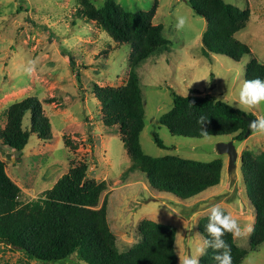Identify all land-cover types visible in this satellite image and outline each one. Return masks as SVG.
Masks as SVG:
<instances>
[{
    "label": "rangeland",
    "instance_id": "rangeland-1",
    "mask_svg": "<svg viewBox=\"0 0 264 264\" xmlns=\"http://www.w3.org/2000/svg\"><path fill=\"white\" fill-rule=\"evenodd\" d=\"M105 1H113L128 13L154 10L152 24L162 27L168 47L159 48L138 69L144 109L139 138L142 153L151 158L178 157L204 163L220 159L219 185L181 200L153 190L143 174H124L129 158L118 129L104 126L92 86H122L134 51L127 44L114 42L94 22L79 17L78 0H0V129L5 126L10 104L37 97L53 137L43 142L31 134L19 153L0 143V159L20 189L22 204L42 198L71 165L86 163L87 178L107 186L98 207L105 201L117 251L126 253L140 244L138 230L145 221L171 225L176 230L174 249L179 264L178 255H191L202 243L198 223L213 205L219 204L237 217L242 227H253L255 211L246 195L240 157L245 150L263 152L264 135L253 132L240 143L230 137L184 138L161 127L159 119L171 110L173 93L186 97L194 92L209 94L251 118L264 116V103L253 109L235 106L244 82L243 66L252 59L264 65V0H223L249 13L245 28L234 38L249 48L250 55L238 63L202 53L201 36L207 22L183 0H91L98 8ZM178 16L187 20L182 30L175 27ZM29 60H38L30 76L23 71ZM66 141L71 146L66 147ZM229 141L238 154L234 177L227 172V156L216 152L218 143ZM248 237L234 241L244 250L249 246ZM0 264H25V260L21 253L0 244ZM54 264L85 263L72 256ZM240 264H264V243Z\"/></svg>",
    "mask_w": 264,
    "mask_h": 264
},
{
    "label": "trees",
    "instance_id": "trees-1",
    "mask_svg": "<svg viewBox=\"0 0 264 264\" xmlns=\"http://www.w3.org/2000/svg\"><path fill=\"white\" fill-rule=\"evenodd\" d=\"M183 1L207 22L201 36L202 53L206 57L220 55L238 63L250 55L249 48L234 38L245 28L249 18L247 10H240L223 0ZM78 2L79 17L94 22L114 42L127 44L134 51L127 81L122 86H92L104 126L108 130L118 129L129 158L130 166L124 174H143L153 190L181 200L194 198L218 186L222 172L220 159L204 163L178 157L151 158L142 153L139 138L144 128V109L138 69L159 48L166 46L162 27L152 24L154 10L128 13L113 1H105L99 8L91 0ZM243 75L244 81L257 77L264 80V65L252 59L243 66ZM172 102L171 110L160 117L159 125L174 136L230 137L240 143L253 133L250 130L245 136L248 124L244 117L251 118L250 115L209 94L200 96L194 92L184 97L173 93ZM5 116L0 143L9 151L21 152L31 134L43 142L53 138L50 123L37 97L10 104ZM201 116L209 118L204 126L207 136L202 135V126L197 123ZM155 143L163 147L158 138ZM65 146H71V143L66 141ZM240 164L255 218L247 249L239 248L230 233L223 237L231 247L233 264H240L264 243V151H243ZM87 168L84 162L71 165L42 198L22 204L18 200L20 189L6 174L0 159V244L21 253L25 264L62 263L72 256L85 264H178L174 249L176 230L171 225L145 221L138 230L140 244L126 253L117 251L116 238L107 221L105 201L98 207L107 186L105 182L88 179ZM208 221L209 215L198 223V233L205 239H210L206 232ZM215 254L208 248L199 258V264H216Z\"/></svg>",
    "mask_w": 264,
    "mask_h": 264
},
{
    "label": "clouds",
    "instance_id": "clouds-1",
    "mask_svg": "<svg viewBox=\"0 0 264 264\" xmlns=\"http://www.w3.org/2000/svg\"><path fill=\"white\" fill-rule=\"evenodd\" d=\"M187 23L184 16H178L176 29L182 30ZM38 60H29L23 71L29 76L36 71ZM264 103V80L259 77L245 80L238 93V108L253 109ZM209 118L201 116L197 123L202 126V135L207 136L205 124ZM249 128L256 134L264 135V116H258L249 122ZM251 225L241 226L237 217L231 213H226L219 205H213L209 209V221L206 225V232L210 239L203 238L202 243L196 247L191 255H178L179 264H199V257L203 256L206 249L212 248L216 253L213 260L216 264H233L231 247L223 239L225 233H230L233 239H240L249 236L253 232Z\"/></svg>",
    "mask_w": 264,
    "mask_h": 264
},
{
    "label": "water",
    "instance_id": "water-1",
    "mask_svg": "<svg viewBox=\"0 0 264 264\" xmlns=\"http://www.w3.org/2000/svg\"><path fill=\"white\" fill-rule=\"evenodd\" d=\"M245 121L247 122V130L245 133V136L249 134L250 128H249V122L251 120H254L256 118H250V117H244ZM216 152L218 155H226L228 158L227 161V172L231 174V177H234V170L236 168V162L238 158V154L236 151V148L234 146V143L232 141H229L227 143H218L216 146ZM7 158L10 159V156L7 155ZM13 162V161H12Z\"/></svg>",
    "mask_w": 264,
    "mask_h": 264
},
{
    "label": "crops",
    "instance_id": "crops-1",
    "mask_svg": "<svg viewBox=\"0 0 264 264\" xmlns=\"http://www.w3.org/2000/svg\"><path fill=\"white\" fill-rule=\"evenodd\" d=\"M206 191H207V190H206ZM206 191H205V192H206ZM205 192H204V193H205ZM201 194H202V193H201ZM107 216H108V215H107ZM107 220H108V219H107Z\"/></svg>",
    "mask_w": 264,
    "mask_h": 264
}]
</instances>
